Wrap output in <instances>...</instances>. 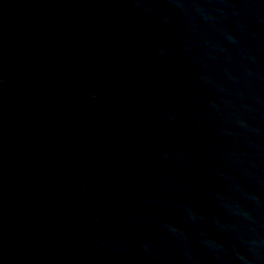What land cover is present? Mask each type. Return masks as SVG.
<instances>
[{
  "label": "water",
  "instance_id": "obj_1",
  "mask_svg": "<svg viewBox=\"0 0 264 264\" xmlns=\"http://www.w3.org/2000/svg\"><path fill=\"white\" fill-rule=\"evenodd\" d=\"M0 264H264V0H0Z\"/></svg>",
  "mask_w": 264,
  "mask_h": 264
}]
</instances>
